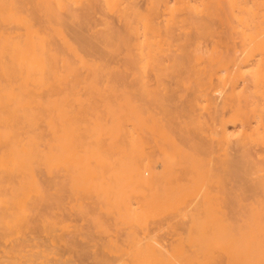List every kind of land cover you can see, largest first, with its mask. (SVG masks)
Instances as JSON below:
<instances>
[{"label":"bare ground","instance_id":"1","mask_svg":"<svg viewBox=\"0 0 264 264\" xmlns=\"http://www.w3.org/2000/svg\"><path fill=\"white\" fill-rule=\"evenodd\" d=\"M32 1L0 0V61H44L48 192L44 206L0 219V264H85L90 248L95 264H250V255L264 264L262 204L228 217L225 230L218 209L216 230L209 199L188 200L212 186L216 166L201 158L229 168L264 159L255 146L264 151V0H35L46 27L26 13ZM216 23L222 35L209 45ZM117 55L128 62L111 65ZM163 222L171 240L158 234Z\"/></svg>","mask_w":264,"mask_h":264},{"label":"rangeland","instance_id":"2","mask_svg":"<svg viewBox=\"0 0 264 264\" xmlns=\"http://www.w3.org/2000/svg\"><path fill=\"white\" fill-rule=\"evenodd\" d=\"M137 1L139 2L138 5L140 7L142 8L145 7L146 0H137ZM32 2H33V5L35 6L32 7V9H29L26 13L27 14H32V13L37 14L35 18L33 16L34 22L37 23L41 27H46L48 23H47L46 18L42 16L43 11L41 7L37 6L35 0H33ZM107 16L111 22V27L116 28V29L121 27L122 23L117 14L108 12ZM222 31H223V28L220 25V23H216L215 31L212 34V36L209 38L208 44L212 45L214 41H219L220 36L222 35ZM234 41L235 40L229 39L227 41L229 43L228 46L232 48L233 46H236L238 42L234 43ZM230 51L231 50L225 48V45H224L223 55L225 56L229 55ZM110 62H111V65H116V64L123 65V64H126L128 61H124L123 55H117L115 59L113 58L112 61ZM127 79H129V76L127 77ZM45 81H46V74H45L44 61H0V98H2L5 103L3 107H1L0 114L3 110L10 111V116L8 117L7 122H2L1 117H0V219H5L11 215L12 216H16L20 214L22 215L24 213L23 209L28 207L29 205L35 204L36 206H44L45 204L44 200L48 192V176H47L46 168H45L46 166L45 165V152L49 150V148H47V140L49 139V133H48V129L46 126L48 91L45 87L46 85ZM125 82L126 80H120L119 84H124ZM179 104H181V101L179 102ZM230 130H232V132L235 135L239 133L238 132L239 127L237 126L232 125L230 127ZM255 146L260 151V154L264 153L261 147H259L258 145H255ZM201 159H203L201 160L202 161L201 163L205 164V165H202L203 167L201 168H208V167H205L206 165L216 166L215 167L216 169L212 170L214 172L206 176V180L209 182L210 186L211 185L212 186L209 187L210 190L209 189L205 191L203 190V192H201L202 184L199 185L198 186L199 188L198 187L196 188V190L188 197V200L193 201L195 204L196 203L199 204V203H202L203 200H205L206 198L209 199L207 200L208 201L207 209L204 211V214L207 213L208 214L207 217L209 216V214L211 215L208 218L206 217V215H203V216H205L207 220L210 219L209 224L210 223L212 224L211 227L214 226L213 228L215 229L219 225L218 226L219 228H222L225 230L227 227V224L230 221L228 217H232V216L237 217L240 214V212L243 211V209L245 210L246 208H249V207H259L262 205L264 206V203H262L264 202V189H263L264 188L263 187L264 186V179H263L264 162H262L264 161V159L261 158V159L256 160L252 158L253 161L252 159L251 160L250 159H245V160L237 159L235 161H232V163L230 164L231 166L233 163L234 164L236 163L238 165L237 166L236 164L235 165L233 164L232 167L234 168V170L232 169L231 166L230 168L227 166H224V167L222 166V165H225L227 161L229 163V159H227L226 161L218 157L217 158H201ZM219 160L220 162H218ZM243 161H245V163L247 164L242 163ZM249 164H252L251 167L249 166ZM218 167L220 168V170ZM246 167H248V170L249 169L250 170L248 171ZM231 169L233 170L232 172H231ZM221 170L226 172V173L222 172V177L221 175L219 176V174H221ZM244 171H246V173ZM230 174H232V177H230L231 176ZM191 175L192 174L186 175L183 178L188 180L187 178H189V176ZM236 175L239 176L240 178L237 177ZM260 176H262L261 178L263 181L261 180ZM252 177L256 179L253 180ZM194 178L197 180L200 178L202 180V178L198 177V175H194ZM242 178L244 180H242ZM201 180H198V181L201 182ZM234 181H237V182H234ZM245 182H247V185L245 184ZM234 183H236L237 185ZM238 183L241 185V187ZM257 183L259 186L256 185ZM249 189L252 193L249 191ZM241 191L243 192L241 193ZM256 191L259 194H257ZM119 192L121 191L117 187L112 192V194H117ZM250 193H251V197H250ZM254 193L256 195H254ZM220 195L221 197H219ZM194 197H195L194 199L195 201L192 200ZM198 197H202L203 200ZM115 198H117L116 195H115ZM196 198L197 200L201 199V202L200 200L197 201ZM237 200H238V204L240 203L242 204L238 205ZM221 201L223 203H221ZM253 202L255 203L253 204ZM231 203L233 204L231 205ZM257 203H259L260 205H258ZM235 205L236 207H234ZM168 206L172 208L171 205H168ZM169 207L166 206L167 212L171 211ZM225 208L227 209L225 210ZM218 209L220 210L222 214H224L222 216L223 217L225 216L226 218L225 217L222 218V216H220V219L222 220V222H220L221 221L220 220L216 224V221L219 220V215H221V213L219 214V212L216 213L217 211H219ZM214 210L216 211L214 212ZM223 211H227V212L223 213ZM235 211H238V212H235ZM212 212H214V214L216 213L217 216L216 215L213 216ZM163 214L164 213L162 214L159 213L157 216L148 218V220L150 221L149 223L153 224L154 226L155 225L154 221L158 222L159 219L161 220L162 218H164ZM71 217L74 223L84 227L85 223L84 221H82V219L78 215L73 214ZM155 218L156 220H154ZM225 221L226 223L223 224V222ZM248 222L252 223L251 220H249ZM214 224H216L217 226L215 227ZM162 227L163 228L160 231L156 230V231H159V233L156 231L155 232L158 233L162 239L171 240L172 238L171 235L173 234L172 230L171 231L170 229L168 230V227L165 224ZM218 227L216 228V230H219ZM131 228L137 231H140L139 227L136 224H134V222L131 224ZM180 228L181 229L184 228L181 232L183 234L185 232L189 233L190 231L189 228H187V226L186 227L182 226ZM193 232L195 233L196 230ZM41 234L43 235V233ZM89 250H90V253L89 255L87 254L88 256L86 255L87 257L84 256L85 257L84 258L83 256L78 255L79 259L83 257L86 261L84 262L85 264H95L94 256L92 255V252L95 250V248H90ZM68 253L69 252H67V254ZM70 254H72V252H70L68 255L70 256ZM71 256L75 257V254H72ZM252 256H253V259H251ZM222 258L223 259H221V257L219 259H208V261L204 264H213L212 262L214 261L216 262V260L219 261V263H217L218 261L216 262L217 264H229L226 257H222ZM249 258L251 261L249 262L250 264H256L258 261L257 257H255L254 255H250L248 258H246V260L248 261ZM79 259L78 261H80ZM75 260H76V263H79L76 257H75ZM225 260L227 263L225 262ZM253 260L254 262L252 263Z\"/></svg>","mask_w":264,"mask_h":264}]
</instances>
